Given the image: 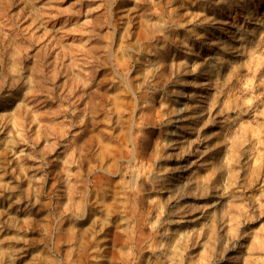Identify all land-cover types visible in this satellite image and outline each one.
Masks as SVG:
<instances>
[{
    "label": "rangeland",
    "instance_id": "374dc122",
    "mask_svg": "<svg viewBox=\"0 0 264 264\" xmlns=\"http://www.w3.org/2000/svg\"><path fill=\"white\" fill-rule=\"evenodd\" d=\"M0 264H264V0H0Z\"/></svg>",
    "mask_w": 264,
    "mask_h": 264
}]
</instances>
